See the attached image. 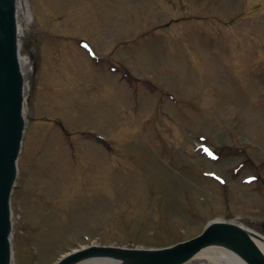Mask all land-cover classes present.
<instances>
[{
	"label": "rangeland",
	"instance_id": "1",
	"mask_svg": "<svg viewBox=\"0 0 264 264\" xmlns=\"http://www.w3.org/2000/svg\"><path fill=\"white\" fill-rule=\"evenodd\" d=\"M28 1L14 264H52L90 244L164 247L215 218L264 235L261 171L244 184L255 173L234 175L242 161L233 155L211 162L194 154L204 135L216 148L247 138L257 149L245 146V155L264 158V0ZM211 13L218 18L190 17ZM82 40L98 55L92 63ZM118 63L161 91L119 82L126 70L107 69ZM87 129L106 134L115 150L89 141ZM201 170L226 176L238 191Z\"/></svg>",
	"mask_w": 264,
	"mask_h": 264
},
{
	"label": "water",
	"instance_id": "2",
	"mask_svg": "<svg viewBox=\"0 0 264 264\" xmlns=\"http://www.w3.org/2000/svg\"><path fill=\"white\" fill-rule=\"evenodd\" d=\"M16 0H0V264H10L12 231L9 200L17 177L20 151L24 80L18 61ZM221 245L240 255L248 264H264V255L250 235L237 226L214 224L202 236L173 249L127 251L91 248L59 264H75L92 257L121 260L122 264H182L201 249Z\"/></svg>",
	"mask_w": 264,
	"mask_h": 264
},
{
	"label": "bare ground",
	"instance_id": "3",
	"mask_svg": "<svg viewBox=\"0 0 264 264\" xmlns=\"http://www.w3.org/2000/svg\"><path fill=\"white\" fill-rule=\"evenodd\" d=\"M19 1V12H20V18H22V22H24L26 27L27 19H29L30 13L28 10L24 9V4L26 3V0H18ZM27 18V19H26ZM21 23V20H20ZM20 32H22V23H21V29ZM28 59L22 58L21 59V65L23 68L27 67ZM257 245L259 246V249L264 254V239L261 241H256ZM186 264H247L243 259L237 255L235 252L230 251L225 248L220 247H212L207 248L201 251L196 257L191 259Z\"/></svg>",
	"mask_w": 264,
	"mask_h": 264
}]
</instances>
